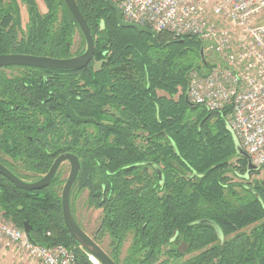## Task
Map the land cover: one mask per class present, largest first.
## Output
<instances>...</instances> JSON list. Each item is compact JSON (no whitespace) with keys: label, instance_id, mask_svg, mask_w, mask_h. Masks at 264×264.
Wrapping results in <instances>:
<instances>
[{"label":"trees","instance_id":"trees-1","mask_svg":"<svg viewBox=\"0 0 264 264\" xmlns=\"http://www.w3.org/2000/svg\"><path fill=\"white\" fill-rule=\"evenodd\" d=\"M42 1L44 14L34 0H0V51L9 49L13 35L10 49L16 53L73 56L72 39L76 33L82 37L74 18L62 0ZM105 1L76 0L94 39L93 64L100 65L83 81L92 84L96 105L111 109L85 139L102 149L76 153L82 168L78 181L101 208L97 241L108 238L106 253L115 264H264V182H247L259 169L248 172L246 159L237 154L228 110L210 112L185 102L189 72L207 67L199 55L201 42L121 28ZM18 3L28 16L24 28ZM45 70L53 75L49 83L74 90L75 76H56L74 71ZM59 97L15 107L4 123L10 127H0L1 149H7L6 135L23 149L1 152L0 163L22 181L39 180L60 155L54 150L61 132L51 117ZM62 174L58 170L39 191L18 189L0 175V211L20 229L28 223L31 243L74 248L76 264H95L64 226Z\"/></svg>","mask_w":264,"mask_h":264},{"label":"built area","instance_id":"built-area-1","mask_svg":"<svg viewBox=\"0 0 264 264\" xmlns=\"http://www.w3.org/2000/svg\"><path fill=\"white\" fill-rule=\"evenodd\" d=\"M121 19L155 34L191 36L210 58L187 76L190 104L210 112L228 110L227 126L250 163L264 167V0H109ZM0 242L39 264H75V249L43 247L4 219ZM90 259V257H89Z\"/></svg>","mask_w":264,"mask_h":264},{"label":"flooded vegetation","instance_id":"flooded-vegetation-1","mask_svg":"<svg viewBox=\"0 0 264 264\" xmlns=\"http://www.w3.org/2000/svg\"><path fill=\"white\" fill-rule=\"evenodd\" d=\"M27 20H28V16H27ZM9 38L12 40L11 42L8 43L9 49L0 51V56L27 55V54H19L14 52V50H11L10 46L13 47L16 44V42L13 41L14 39L13 35H10ZM16 38L17 40L21 39L22 35L18 34ZM82 53L80 54L75 53L73 54L72 57H77ZM95 64L96 63L93 64V60H92L90 64L87 65L85 68L78 71H74V73H69V72L58 73L56 75L57 78H59V76L62 77L64 75L75 76L74 78L76 82H74L73 84L74 90L71 92L65 90L63 84L61 83L58 84L49 83L50 82L49 78H52L53 75L49 74V72L45 70V68L27 67V66L0 67V127L3 128L10 127V125H4V123L10 121L12 113L16 110L15 107L21 104L32 105V102H36L37 104L38 103L45 104V102L50 100L53 94L60 95L58 99L59 103L57 104V107L59 106L58 110L54 115H51V117L55 119L56 124H58L59 131L61 132L56 139V149L54 151L60 152V155L62 154L73 155L78 159V162L80 164V159L76 153L91 151L94 149H99V150L102 149L100 145L101 143H99V145L96 146L94 141H90V140L87 141L85 139L91 138V136L93 137L97 118L101 119L102 116L106 117L111 114V109L109 105L106 106L96 105L95 100L93 98L95 92L91 87L92 84L83 81V78L86 76L87 72L93 74L100 68V67L96 68ZM55 85L58 86V88L56 90H52ZM59 86H61V88H59ZM44 97L47 98H45L46 99L45 101H42L44 100ZM67 106L76 117L83 120H91L93 122L76 123L72 121L67 115L66 112ZM92 113H94L95 115ZM104 123L106 122L104 121ZM70 129L72 130V135L67 133L68 130ZM26 138L31 139L28 136ZM109 139L110 137L107 139V143L110 142ZM5 141L7 143L6 144L7 149L0 148V153L23 151V149L16 148L14 142L11 139H9L7 135L5 136ZM64 168L65 170L67 169V174H69L70 164L68 162H64L59 167L58 170L61 169L62 173L64 174L63 172ZM81 172H82V168L80 164V171L78 172L77 178L72 187L70 200H69L71 213L79 227L80 224L76 219L73 205L75 199L78 198L81 192L86 191L87 193L86 197H87V201H89L88 204L90 208L94 210L99 209L101 211V208H96L94 202H92V200L90 199V192L88 187L81 186L82 181L81 180L78 181ZM67 177L64 179V183ZM60 206H61V193H60ZM61 214H62V210H61ZM176 244L177 243L173 241L171 243V246H174ZM178 247L181 249V250L178 249V251L181 252L182 255H184V258L188 256L185 255V250L182 248L181 245H178Z\"/></svg>","mask_w":264,"mask_h":264},{"label":"water","instance_id":"water-1","mask_svg":"<svg viewBox=\"0 0 264 264\" xmlns=\"http://www.w3.org/2000/svg\"><path fill=\"white\" fill-rule=\"evenodd\" d=\"M74 18L81 35L85 42L84 52L77 56L67 59H56L45 56H32V55H6L0 56V67L4 66H27V67H37L45 69H54L62 71H78L85 68L93 60L95 53L94 39L90 33L89 27L78 9L76 0H62ZM107 6L116 13V21L118 26L126 29H134L139 33L148 34L154 36L155 33L148 28L140 27L134 24L126 23L121 19V14L118 8L109 0L105 1ZM200 59L202 62H205L203 49L199 51ZM185 102L188 106L193 107L185 97ZM67 115L69 118L76 123H87L93 122L91 120H83L76 117L72 111L66 108ZM233 137L234 145L236 152L239 156L244 157L247 161L248 172L256 171L257 168L254 167L249 160L247 154L242 150L237 138L230 131ZM174 146V145H173ZM68 162L70 164V171L68 177L63 185L61 192V210H62V220L65 228L68 231V234L74 241L78 244V247L84 250L90 258L95 259L97 264H115V262L107 255V253L85 232L83 231L78 224L76 223L69 205L70 194L72 187L77 178L78 172L80 171V164L78 159L70 154L59 155L50 166L47 173L42 176L39 180L35 182H25L18 179L13 173H11L5 166L0 163V175L6 178L11 184L16 188L25 190V191H39L46 188L54 179L56 173L58 172L59 167L64 163ZM147 165V164H146ZM158 178H161V171L157 166H153ZM248 190H251L247 187ZM199 224H211L208 221L198 222ZM217 229V227L215 226ZM22 230L24 231L27 237L30 236L31 227L28 223H23ZM91 261V260H90ZM92 262V261H91ZM93 263V262H92Z\"/></svg>","mask_w":264,"mask_h":264},{"label":"rangeland","instance_id":"rangeland-1","mask_svg":"<svg viewBox=\"0 0 264 264\" xmlns=\"http://www.w3.org/2000/svg\"><path fill=\"white\" fill-rule=\"evenodd\" d=\"M34 1L37 4L39 12L42 14L46 13V7H45L43 1L42 0H34ZM18 6H19L18 10H19L20 19H21V25H22V28H24L25 24L27 23V13L25 10L26 8L21 3H18ZM257 22L264 23V11L262 12V14H260L258 16ZM85 46L86 45H85V42L82 39V37L78 33H76L72 39V45L70 46L71 55H73L75 53L78 54L79 51H82L85 49ZM204 58H205V62L209 63L210 58H208L206 56H204ZM95 67L96 68L100 67L99 63H96ZM63 172H64V174H62V180L64 183V179L68 175L67 169L65 170V168H64ZM247 182L251 185H254L255 183H257V184L263 183L264 182V167L260 168L258 173L249 175ZM61 189H62V187H61ZM86 195H87L86 191H83L80 193L78 198L75 199V201H74L73 209L75 212L76 219H77L78 223L80 224V227L82 228V230L85 231L106 252L108 250V244H109L108 238L104 237L102 240H100V243L97 241L100 238V236H99V230H100L99 225H100L101 211L99 209L94 210V209L90 208V206L88 204L89 201H87ZM128 245H129V242H126L123 245L121 257L124 256ZM178 249L181 250L177 246V250ZM16 252L19 253L17 250H16ZM19 254H21V253H19ZM24 257H26V256H24ZM186 257H188V256H186ZM31 260L36 261L34 259H31ZM75 264H76V261H75Z\"/></svg>","mask_w":264,"mask_h":264},{"label":"crops","instance_id":"crops-1","mask_svg":"<svg viewBox=\"0 0 264 264\" xmlns=\"http://www.w3.org/2000/svg\"><path fill=\"white\" fill-rule=\"evenodd\" d=\"M0 264H39L16 252L12 247H5L0 242Z\"/></svg>","mask_w":264,"mask_h":264},{"label":"bare ground","instance_id":"bare-ground-1","mask_svg":"<svg viewBox=\"0 0 264 264\" xmlns=\"http://www.w3.org/2000/svg\"><path fill=\"white\" fill-rule=\"evenodd\" d=\"M95 264H97V262L95 261V259H93V258H90ZM75 260H76V258H75Z\"/></svg>","mask_w":264,"mask_h":264}]
</instances>
